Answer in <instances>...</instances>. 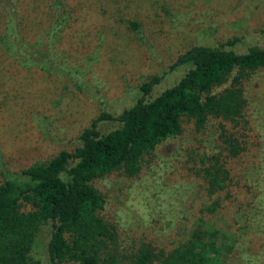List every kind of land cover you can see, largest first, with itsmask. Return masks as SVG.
Returning a JSON list of instances; mask_svg holds the SVG:
<instances>
[{
    "label": "rangeland",
    "instance_id": "obj_1",
    "mask_svg": "<svg viewBox=\"0 0 264 264\" xmlns=\"http://www.w3.org/2000/svg\"><path fill=\"white\" fill-rule=\"evenodd\" d=\"M22 1L18 19L25 29L19 31L33 34L31 40L40 35V48L51 50L65 70L52 75L24 69L0 51V152L11 171L72 150L92 118L115 116L131 105L138 84L150 76L161 79L148 98L174 84L187 67L168 66L192 45L236 37L231 48L239 53L264 46V0H62L71 21L51 40L43 30L52 17L51 0ZM4 4L0 0V32ZM129 20L138 22L139 37ZM242 88L243 115L229 131L242 150L233 158L222 152L229 179L215 210L201 209L215 195L207 194L195 172L201 159L224 146L229 124L221 119L211 118L198 131L191 118L183 119L181 132L145 155L136 175L115 171L99 179L103 214L114 226L99 255L102 264H130L140 247L167 252L201 219L220 231L224 264H264V68L251 72ZM117 125L114 119L98 122L101 132ZM236 212L242 222L234 219ZM50 230L49 222L39 224L29 251L42 264L49 263Z\"/></svg>",
    "mask_w": 264,
    "mask_h": 264
},
{
    "label": "trees",
    "instance_id": "obj_2",
    "mask_svg": "<svg viewBox=\"0 0 264 264\" xmlns=\"http://www.w3.org/2000/svg\"><path fill=\"white\" fill-rule=\"evenodd\" d=\"M4 1L0 51L18 67L37 68L52 75L63 72L65 65L55 62L51 50L40 48V35L31 40L33 34L19 31L25 29L22 19H18L23 1ZM63 3L50 1L52 17L43 28L47 40L59 39L71 21L69 8L61 11ZM128 25L139 37L138 22L129 20ZM260 32L264 34V29ZM237 41L234 37L215 46L192 45L168 66L170 70L187 67L174 84L148 98L161 75L143 80L131 105L115 116L101 112L92 118L78 134L79 143L72 150H59L44 162L15 171L5 167L0 152V264H42L29 251L39 224L46 222L51 225L47 264H102L99 255L107 250L106 240L112 239L114 226L103 214L99 179L115 171L136 175L145 155L181 132L183 119L191 118L196 131L211 118L229 124L227 134L222 131L224 146L201 159L195 172L205 182L207 194L215 195L201 209L215 210L217 194L229 179L222 152L233 158L242 150L229 131L243 115V81L251 72L264 68V46L250 45L239 53L231 48ZM219 86L221 89H216ZM104 119H114L118 125L101 132L98 122ZM27 206L30 210H26ZM234 219L242 222L241 212H236ZM198 222L185 239L167 252L155 253L150 247H140L130 264H224L227 249L218 239L220 231L205 225L202 219Z\"/></svg>",
    "mask_w": 264,
    "mask_h": 264
}]
</instances>
